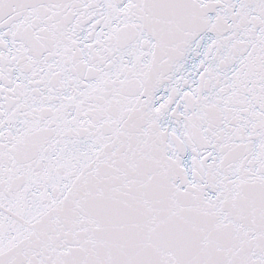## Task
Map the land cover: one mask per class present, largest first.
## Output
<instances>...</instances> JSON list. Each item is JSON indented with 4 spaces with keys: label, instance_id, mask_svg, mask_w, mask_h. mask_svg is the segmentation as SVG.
I'll return each mask as SVG.
<instances>
[{
    "label": "snow or ice",
    "instance_id": "1",
    "mask_svg": "<svg viewBox=\"0 0 264 264\" xmlns=\"http://www.w3.org/2000/svg\"><path fill=\"white\" fill-rule=\"evenodd\" d=\"M0 264H264V0H0Z\"/></svg>",
    "mask_w": 264,
    "mask_h": 264
}]
</instances>
